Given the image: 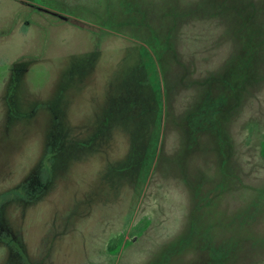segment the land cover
Listing matches in <instances>:
<instances>
[{"label": "rangeland", "instance_id": "1", "mask_svg": "<svg viewBox=\"0 0 264 264\" xmlns=\"http://www.w3.org/2000/svg\"><path fill=\"white\" fill-rule=\"evenodd\" d=\"M263 139L264 0H0V264H264Z\"/></svg>", "mask_w": 264, "mask_h": 264}, {"label": "trees", "instance_id": "2", "mask_svg": "<svg viewBox=\"0 0 264 264\" xmlns=\"http://www.w3.org/2000/svg\"><path fill=\"white\" fill-rule=\"evenodd\" d=\"M261 152L264 154V139L262 141ZM6 194L8 195V192L5 193L4 195H6ZM118 238L120 239L119 236H113L112 238H110V240L107 242V245H106L107 250L113 251L116 248V244L115 243H116V241L118 243V241H119Z\"/></svg>", "mask_w": 264, "mask_h": 264}]
</instances>
